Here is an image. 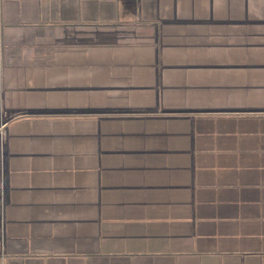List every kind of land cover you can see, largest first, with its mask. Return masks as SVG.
I'll list each match as a JSON object with an SVG mask.
<instances>
[{"label": "crops", "instance_id": "crops-1", "mask_svg": "<svg viewBox=\"0 0 264 264\" xmlns=\"http://www.w3.org/2000/svg\"><path fill=\"white\" fill-rule=\"evenodd\" d=\"M0 264H264V0H0Z\"/></svg>", "mask_w": 264, "mask_h": 264}]
</instances>
